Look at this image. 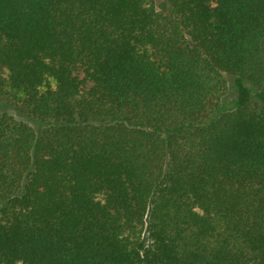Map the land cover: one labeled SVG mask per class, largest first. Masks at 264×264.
<instances>
[{"label":"trees","instance_id":"1","mask_svg":"<svg viewBox=\"0 0 264 264\" xmlns=\"http://www.w3.org/2000/svg\"><path fill=\"white\" fill-rule=\"evenodd\" d=\"M0 264H264V0H0Z\"/></svg>","mask_w":264,"mask_h":264},{"label":"rangeland","instance_id":"2","mask_svg":"<svg viewBox=\"0 0 264 264\" xmlns=\"http://www.w3.org/2000/svg\"><path fill=\"white\" fill-rule=\"evenodd\" d=\"M157 4H159L162 0H155ZM6 113L8 115L13 116L14 118L21 119L22 116L16 111V109L3 101H0V115Z\"/></svg>","mask_w":264,"mask_h":264}]
</instances>
